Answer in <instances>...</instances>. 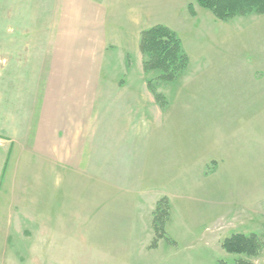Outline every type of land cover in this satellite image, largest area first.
<instances>
[{
  "label": "rangeland",
  "instance_id": "obj_1",
  "mask_svg": "<svg viewBox=\"0 0 264 264\" xmlns=\"http://www.w3.org/2000/svg\"><path fill=\"white\" fill-rule=\"evenodd\" d=\"M13 1L0 0V264H235L239 259L264 264V249L259 257L247 258L228 254L220 247L233 234H254L264 245V14L236 16L222 22L194 0H178L173 12L163 10L153 18L156 23L145 21L137 27L123 11L121 1L115 0L117 5L112 11L116 13V24L112 26L108 20L113 34L101 57L103 82L107 84L114 74L129 69L127 77H118L120 84L126 82L133 88L145 85L155 73H146L142 68L144 58L138 48L141 32L155 25L175 31L188 65L174 84L157 87L166 101L164 121L175 119V135H183L180 147L192 145L187 135L194 136L196 147L199 138L209 136L207 154L218 165L213 172L215 164L206 160L200 170L207 154H191L193 161L188 165L185 162L184 167L193 187L180 188V193L173 194L169 188L172 172L159 175L156 182L162 188L157 185L152 190L156 196L162 191L167 193L170 210L164 230L168 240H159L154 247L153 230L149 236L142 235L141 228L135 236H122L114 233L120 229L118 218L112 222L101 216L107 211L125 212L129 200L124 201V207L123 200L109 196L111 190L99 180L93 183L95 188L85 187L89 182L84 176L57 172L52 161L46 163L36 153L30 154L23 142L19 147L8 137L19 131L10 116L28 112L20 91H11L13 84L22 85L29 78L12 77V71L32 69L30 53L37 65L46 62L49 68L52 62L51 56L45 61L39 49L31 52L35 48L32 41L50 40L49 51L89 52L88 44L75 46L67 41L53 45L59 40L80 39L78 35L60 37L64 28L59 27L56 15L43 12L44 0H35L39 7L36 11L20 8L11 16ZM189 4L193 15L188 11ZM16 40L22 48L11 54ZM175 84L177 89L172 90L179 100L170 102L165 93L170 95V87ZM187 95L193 101L189 124L181 115L180 101ZM31 116L21 126L24 131L37 129L36 118ZM167 123L164 125L169 130ZM102 130L111 135L114 127ZM108 140L100 141V146L104 141L110 144ZM30 145L32 149L33 143ZM165 186L167 189H163ZM86 196L97 204L100 220H73L76 213L89 218L92 208H85ZM48 197L49 206L44 205ZM75 199H83L82 206Z\"/></svg>",
  "mask_w": 264,
  "mask_h": 264
},
{
  "label": "crops",
  "instance_id": "obj_2",
  "mask_svg": "<svg viewBox=\"0 0 264 264\" xmlns=\"http://www.w3.org/2000/svg\"><path fill=\"white\" fill-rule=\"evenodd\" d=\"M120 1L123 11L129 13L130 19L137 27L145 21H154L153 18H157V14L163 10H167V13L173 12L178 5V0ZM116 5L115 0H44L43 12L50 14L52 12L54 17L56 15L59 27L64 28L60 32V37L78 35L80 39L59 40L53 45H61L67 41L69 45L75 46L88 44L89 52L84 53L82 50L64 53L53 49L49 51L52 45L50 40L32 41L31 45L35 48L31 52L41 50L45 61L51 56L56 68L50 69L51 60L49 68H46V62L43 66L42 63L37 65L34 55L30 53L33 68L12 71V77L29 78L28 81L23 80L22 85L13 84L11 91L12 94L13 88L20 91L21 99L25 102L24 109L28 112L23 111L21 115L10 116L12 125L18 126L16 130L19 131L12 133L11 137L7 135L19 147L21 146L19 143L23 142L30 154L36 153L46 163L52 161L53 167L59 169L57 172H75L80 177L84 176L89 182L85 187L92 186L99 180L105 188L111 190L109 196L123 200L124 207L126 204L124 201L129 200L125 212L107 211L106 215H101L112 222L116 220L115 218L121 222L120 229L114 232L115 234L131 237L141 228L142 235L149 236L152 231L151 213L155 204L160 198L167 197V193L163 191L156 196L152 190L159 186L156 182L159 175L172 172L169 188L173 194L175 191L180 193V188L186 189L187 186L192 188V179L189 172H185L184 163L188 165L190 160L193 161L191 154L205 157L210 150V140L209 136L204 134L203 139L197 140L196 147L194 136L187 135L192 145L180 147L179 138L183 135H175L178 129L177 125L175 128V119L168 123L164 121V109L156 102L146 83L139 85L140 88H133V85L126 82L120 84L118 77L123 75L127 77L129 69L114 74L111 82L107 84L103 82L100 75L103 71L101 57L107 51L112 33L108 28V20L113 22L112 26L116 24V13L115 10L112 11ZM10 6L11 16L17 14L20 8L25 11L29 9L36 11L39 8L36 7L35 0H14ZM18 41L14 42L16 47L12 49L11 54L22 48L20 45L18 48ZM39 65L42 67L39 68ZM35 66L37 68H34ZM34 78L37 80L36 84H33ZM170 88V95L165 93V97L170 102L176 99L178 101L179 98L172 90L177 89L176 84ZM12 98L15 96L12 95ZM181 98V115L187 123L193 118L189 117L193 101H189L192 100L189 95ZM178 113L179 111L176 114ZM31 115L36 118L37 123L34 122L38 124L37 129L31 132L24 131L21 126L23 122H28L30 117L33 118ZM174 118L178 119L177 116ZM166 123L170 127L169 130L164 125ZM110 125L114 127L111 135L110 132L102 130L105 127L108 130ZM107 138L113 140L109 141ZM102 140L111 143L104 141V145L100 146L99 142ZM162 150H165L163 156ZM208 154L205 160L201 161L199 169L202 170L206 162L210 161L215 164L213 171L215 172L218 170L216 159L211 160L209 157L211 155ZM218 161L221 163L220 159ZM175 172L177 175H174ZM90 190L87 193H90ZM75 200L79 205L83 201ZM83 202L85 208H92L89 218H82L76 213L73 220L97 221L99 219L97 204L92 199L88 200V196ZM50 203L48 197L44 205L49 206Z\"/></svg>",
  "mask_w": 264,
  "mask_h": 264
},
{
  "label": "trees",
  "instance_id": "obj_3",
  "mask_svg": "<svg viewBox=\"0 0 264 264\" xmlns=\"http://www.w3.org/2000/svg\"><path fill=\"white\" fill-rule=\"evenodd\" d=\"M202 9L210 12L217 20L225 22L236 16L250 14H264V0H194ZM188 11L194 14L192 4ZM139 52L143 56L142 68L146 73L154 72L155 76L147 80L146 85L153 94L156 102L165 108L166 101L157 91L161 84L172 85L186 70L188 57L182 49L181 41L172 29L155 25L140 34ZM170 204L167 198H160L152 213V230L154 239L152 246L156 247L159 240H168L164 226L168 220ZM221 249L238 257L257 258L264 245L254 234H233L225 238L220 245ZM220 264H226L220 262ZM235 264H250V262L237 260Z\"/></svg>",
  "mask_w": 264,
  "mask_h": 264
}]
</instances>
